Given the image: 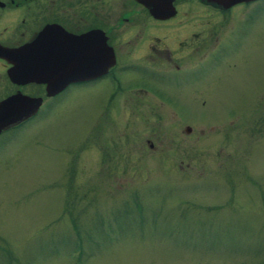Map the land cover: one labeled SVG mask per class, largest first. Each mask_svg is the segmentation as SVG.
Listing matches in <instances>:
<instances>
[{
    "label": "rangeland",
    "instance_id": "rangeland-1",
    "mask_svg": "<svg viewBox=\"0 0 264 264\" xmlns=\"http://www.w3.org/2000/svg\"><path fill=\"white\" fill-rule=\"evenodd\" d=\"M245 53L233 93L186 97L211 106L71 92L0 139V264H264V43Z\"/></svg>",
    "mask_w": 264,
    "mask_h": 264
},
{
    "label": "flooded vegetation",
    "instance_id": "flooded-vegetation-1",
    "mask_svg": "<svg viewBox=\"0 0 264 264\" xmlns=\"http://www.w3.org/2000/svg\"><path fill=\"white\" fill-rule=\"evenodd\" d=\"M263 33L264 0H0V103L38 100L0 139L71 92L108 112L211 106L186 97L233 93Z\"/></svg>",
    "mask_w": 264,
    "mask_h": 264
},
{
    "label": "water",
    "instance_id": "water-1",
    "mask_svg": "<svg viewBox=\"0 0 264 264\" xmlns=\"http://www.w3.org/2000/svg\"><path fill=\"white\" fill-rule=\"evenodd\" d=\"M11 103H13L12 99L4 100L0 103V129L9 122H12L15 118H17V116L28 115L33 112L38 104V100L31 102L29 99L27 109L22 110L21 113H19L20 115L16 116L14 110L10 108ZM187 129H189V127H187Z\"/></svg>",
    "mask_w": 264,
    "mask_h": 264
}]
</instances>
